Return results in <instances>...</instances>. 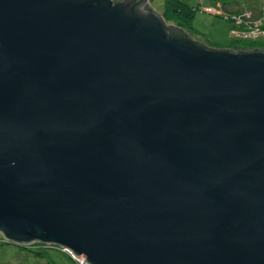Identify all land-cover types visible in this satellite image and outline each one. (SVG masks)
Wrapping results in <instances>:
<instances>
[{"label":"water","instance_id":"1","mask_svg":"<svg viewBox=\"0 0 264 264\" xmlns=\"http://www.w3.org/2000/svg\"><path fill=\"white\" fill-rule=\"evenodd\" d=\"M140 0H0V233L87 264H264V51L168 36Z\"/></svg>","mask_w":264,"mask_h":264},{"label":"rangeland","instance_id":"2","mask_svg":"<svg viewBox=\"0 0 264 264\" xmlns=\"http://www.w3.org/2000/svg\"><path fill=\"white\" fill-rule=\"evenodd\" d=\"M115 1V0H114ZM125 0H116L123 2ZM142 11L152 7L159 15H163L167 0H140ZM194 10V18L189 25L182 18L173 25L182 23L190 36L200 44L215 50L264 51V0H180ZM163 17V16H162ZM257 33L256 38L247 36ZM255 35V34H254ZM7 241L0 233V264H87L78 257L70 258L66 253L50 249L45 258L38 252L36 256H28L18 248L7 246ZM42 245V246H41ZM31 249L38 250L43 244H30ZM67 252L66 250H64ZM69 253V252H68Z\"/></svg>","mask_w":264,"mask_h":264},{"label":"trees","instance_id":"3","mask_svg":"<svg viewBox=\"0 0 264 264\" xmlns=\"http://www.w3.org/2000/svg\"><path fill=\"white\" fill-rule=\"evenodd\" d=\"M150 9H153V8L150 6ZM183 12L185 13L187 12V13L183 15ZM180 14L183 15L182 18L187 23V25H189L192 19L194 18V10L188 4H185L180 0H167L166 5H165V11L163 12V15H162L163 17L161 16L164 20L165 29L167 31V34L168 36L179 38V39L184 38V37L192 38L190 34L187 32V30L184 28V25L182 23H178V25H173L172 23H169L171 21H175L176 19H178L180 17ZM197 43L200 44L199 42ZM255 50H258V49H255ZM239 52H246V51H239ZM43 245L44 247H41L38 250H34V249H31L32 247L30 246L26 247L24 245H19V244L12 243V242H8L7 244V246L18 248L21 251L26 252L28 256H33V257L36 256V254L39 252L41 256H43L42 258H45L47 251L50 249H53V250H57L64 254L66 253L67 255H69V257L71 255L70 258L73 257L75 260L76 258H78V257H74L72 254L68 252H65L63 249L59 247L45 245V244ZM0 246H2V244H0Z\"/></svg>","mask_w":264,"mask_h":264},{"label":"built area","instance_id":"4","mask_svg":"<svg viewBox=\"0 0 264 264\" xmlns=\"http://www.w3.org/2000/svg\"><path fill=\"white\" fill-rule=\"evenodd\" d=\"M255 34V35H254ZM247 36H250V37H252V38H256L257 36H258V34L257 33H253V34H249V35H247Z\"/></svg>","mask_w":264,"mask_h":264}]
</instances>
